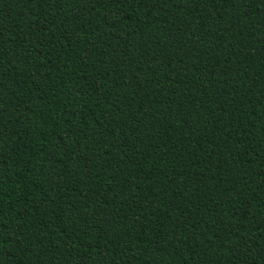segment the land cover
<instances>
[{"label":"trees","instance_id":"obj_1","mask_svg":"<svg viewBox=\"0 0 264 264\" xmlns=\"http://www.w3.org/2000/svg\"><path fill=\"white\" fill-rule=\"evenodd\" d=\"M0 264H264V0H0Z\"/></svg>","mask_w":264,"mask_h":264}]
</instances>
